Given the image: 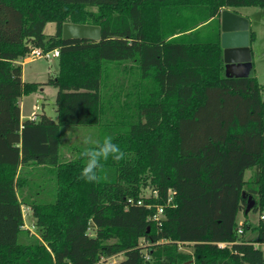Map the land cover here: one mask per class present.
<instances>
[{"label": "trees", "instance_id": "trees-1", "mask_svg": "<svg viewBox=\"0 0 264 264\" xmlns=\"http://www.w3.org/2000/svg\"><path fill=\"white\" fill-rule=\"evenodd\" d=\"M251 5L264 0H0V264H105L118 254L115 264H182L181 244L193 264H264L237 233L246 197L259 196L252 210L264 216L262 88L254 73L226 77L220 46L221 10ZM65 22L99 25L101 38L63 40ZM34 47L59 49L43 83L24 81L15 63ZM114 62L138 71L140 118L107 134L126 158L102 162V180L89 183L80 155L61 160V128L106 129L102 66ZM43 84L57 87L56 119L21 121L19 99ZM30 165L49 168L52 199L27 203L40 238L21 243L18 187ZM158 207L164 218L154 220ZM254 228L264 243V217Z\"/></svg>", "mask_w": 264, "mask_h": 264}, {"label": "rangeland", "instance_id": "rangeland-1", "mask_svg": "<svg viewBox=\"0 0 264 264\" xmlns=\"http://www.w3.org/2000/svg\"><path fill=\"white\" fill-rule=\"evenodd\" d=\"M89 14L98 11L96 6L85 8ZM237 13L249 19L250 29L254 32L255 38L250 43L252 51V66L254 76L257 78L261 86V96L264 99V6H242L237 8ZM53 22H47L44 27V34L50 36L54 33L55 27ZM15 63H20L16 60ZM103 95L106 101L103 116L102 126H64L61 128V141L59 146V154L62 160H69L80 155L87 145L82 143L84 136H91L93 139L102 140L104 135L110 132L121 130L120 128L136 121L139 117L138 109L136 108L137 97L133 95V85L138 78V71L134 68L132 62H114L103 64ZM58 70L57 58L45 59L36 58L22 65V76L26 82H43L46 81L49 75H55ZM42 91H38L24 95L22 97V114L25 116L35 112V106L39 109L37 114L44 111L49 117L56 118L55 97L57 87L53 85L43 84ZM140 118V117H139ZM119 127V128H118ZM253 169H247L244 174V179H249L253 174ZM28 182H24L18 187V197L25 203L22 204L23 225L19 236V242L29 243L32 240L40 238V231L36 225L30 206L27 203L42 204L52 199L49 194L50 186L45 183L40 170L28 171ZM151 191L144 189V195L150 196ZM254 205L260 206V198L257 195L252 197ZM248 197H246V203ZM30 204V203H29ZM260 211L252 209L245 215L242 209L237 213V224L239 227L245 221L251 223L250 230H242L240 233L241 239L251 242L254 247L260 248L264 253V243L257 242L256 227L259 223ZM242 228V227H241ZM179 251L189 254L185 257L182 264H193L192 247L189 244H181ZM125 258L124 254H118L109 257L105 260V264H115Z\"/></svg>", "mask_w": 264, "mask_h": 264}, {"label": "water", "instance_id": "water-1", "mask_svg": "<svg viewBox=\"0 0 264 264\" xmlns=\"http://www.w3.org/2000/svg\"><path fill=\"white\" fill-rule=\"evenodd\" d=\"M61 37L63 40L89 39L99 41L101 28L99 25L94 24L65 22L62 25ZM220 46L226 77L242 78L253 74L250 22L248 18L228 8L221 10ZM253 204L254 200L251 196H248L244 208L245 214L252 209Z\"/></svg>", "mask_w": 264, "mask_h": 264}, {"label": "clouds", "instance_id": "clouds-1", "mask_svg": "<svg viewBox=\"0 0 264 264\" xmlns=\"http://www.w3.org/2000/svg\"><path fill=\"white\" fill-rule=\"evenodd\" d=\"M111 135H105L102 140L93 139L91 136H84L82 143L87 145L80 153L84 164L80 172V179L89 183H99L102 180L100 171L103 163L109 158L119 162L126 158V153L121 147L113 142Z\"/></svg>", "mask_w": 264, "mask_h": 264}, {"label": "built area", "instance_id": "built-area-1", "mask_svg": "<svg viewBox=\"0 0 264 264\" xmlns=\"http://www.w3.org/2000/svg\"><path fill=\"white\" fill-rule=\"evenodd\" d=\"M59 56V49L53 48V49H44L42 47H34L30 49L29 52H27L24 56L20 57L18 60L20 63H27L30 62L36 58H45V59H51V58H58ZM32 120H36V116L33 115L30 117ZM153 196H156V193L153 194ZM172 201V198L169 197L167 200V204H169ZM137 204H142L141 199L137 201ZM264 216H260V218H263ZM164 218L163 214V207H158L157 212L153 215L152 219L154 220H160ZM242 228L238 227L237 233H242ZM227 244L225 242H219L217 243L218 247H224Z\"/></svg>", "mask_w": 264, "mask_h": 264}, {"label": "crops", "instance_id": "crops-1", "mask_svg": "<svg viewBox=\"0 0 264 264\" xmlns=\"http://www.w3.org/2000/svg\"><path fill=\"white\" fill-rule=\"evenodd\" d=\"M242 7V6H241ZM237 8H239V7H236V8H228V9H231V10H233V11H235V12H237ZM55 27V26H54ZM251 32L253 33V35H251ZM255 38V35H254V32L250 29V43H251V41L253 40ZM251 53H252V51H251ZM28 63V62H27ZM20 64H24V63H20ZM22 79H23V76H22ZM43 82H45V81H43ZM43 82H35V83H43ZM41 86L42 85H40L39 86V88L37 89V91L40 89L41 91H42V89H41ZM34 93V92H33ZM57 93V92H56ZM24 96V95H23ZM22 96V97H23ZM22 97L19 99V106H20V120L21 121H23V120H25V119H27V118H30L31 116H33V115H36L37 113V110L39 109V107H38V105L36 104V106H35V112L34 113H30V114H27L26 116L24 115V114H22ZM52 118V117H51ZM56 119V118H55ZM62 160V159H61ZM21 169V167H19L18 168V170H17V173L19 172V170ZM24 170H25V172L26 173H28V171L30 170V171H33V170H40L41 172H42V178L45 180V183L46 184H48V180H49V178H50V174H49V172H48V170H49V168H47V167H45V166H41V165H38V166H26V167H24ZM47 180V181H46ZM22 206L23 205H21V210H22Z\"/></svg>", "mask_w": 264, "mask_h": 264}]
</instances>
